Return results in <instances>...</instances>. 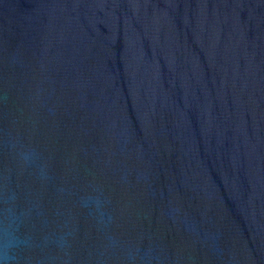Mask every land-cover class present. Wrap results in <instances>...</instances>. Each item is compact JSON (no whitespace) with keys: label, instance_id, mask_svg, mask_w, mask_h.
<instances>
[{"label":"water","instance_id":"95a60500","mask_svg":"<svg viewBox=\"0 0 264 264\" xmlns=\"http://www.w3.org/2000/svg\"><path fill=\"white\" fill-rule=\"evenodd\" d=\"M0 264H264V0H0Z\"/></svg>","mask_w":264,"mask_h":264}]
</instances>
